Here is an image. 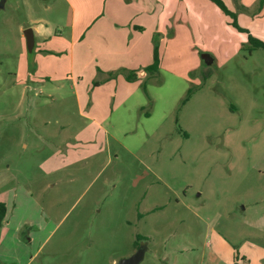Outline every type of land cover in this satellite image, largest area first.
Listing matches in <instances>:
<instances>
[{"label":"rangeland","instance_id":"374dc122","mask_svg":"<svg viewBox=\"0 0 264 264\" xmlns=\"http://www.w3.org/2000/svg\"><path fill=\"white\" fill-rule=\"evenodd\" d=\"M222 1L264 41V2ZM232 21L211 0L5 1L0 264L140 245L139 264H264V49Z\"/></svg>","mask_w":264,"mask_h":264},{"label":"trees","instance_id":"16d2710c","mask_svg":"<svg viewBox=\"0 0 264 264\" xmlns=\"http://www.w3.org/2000/svg\"><path fill=\"white\" fill-rule=\"evenodd\" d=\"M212 2H214V4L226 15H229L233 18L232 21V25L234 28H236L238 31L240 32H245L247 33V42L249 45H251L252 47H261L264 49V41L261 40L260 38H257L253 35H251L248 30H246L245 28L239 26V24L237 23L236 20V14L234 12H232L225 4L222 0H211ZM263 0H260V3H262ZM160 67V57H159V52H158V47L157 45L154 47V51H153V60L152 62L147 65V67H145V70L147 72H151V71H157L158 68ZM136 72L133 73V71H129L128 73H125V77L127 80L132 81L136 76H135ZM116 74H110V77H115ZM191 93V89H188L187 91V95L186 97L182 100V102H185L189 95ZM1 209H3V204L0 203V218L2 217V212ZM137 240H139V236H137ZM136 240V243H137Z\"/></svg>","mask_w":264,"mask_h":264},{"label":"water","instance_id":"95a60500","mask_svg":"<svg viewBox=\"0 0 264 264\" xmlns=\"http://www.w3.org/2000/svg\"><path fill=\"white\" fill-rule=\"evenodd\" d=\"M6 0H0V8H3ZM26 38V45L29 51H32L34 46V32L31 28H27L24 32ZM202 59L206 64L213 62V57L209 53H203ZM144 257V246L140 245L137 250L130 256L121 258L116 264H139Z\"/></svg>","mask_w":264,"mask_h":264},{"label":"crops","instance_id":"0c3cea01","mask_svg":"<svg viewBox=\"0 0 264 264\" xmlns=\"http://www.w3.org/2000/svg\"><path fill=\"white\" fill-rule=\"evenodd\" d=\"M264 2V0L262 1V3ZM261 3V4H262ZM218 8V7H217ZM219 9V8H218ZM220 10V9H219ZM133 53H138V52H132V54ZM136 57H138V56H136ZM138 62V61H137ZM129 66H131L130 68H138V67H140L141 65H139V64H134V63H132V64H128ZM135 66H138V67H135ZM132 70H134V69H130L129 71H132ZM126 73H128L129 71H126V70H124ZM119 73V72H118ZM116 74L115 75V77H110V76H108L107 75V77H105L104 79H102V83L101 84H99V81L97 80V79H93V82H94V84L97 86V87H100V85H102V84H105V85H112L111 83H115V85H116V87H118V85H120V87H126V85H128V84H130V83H132L133 81H129V80H127L126 79V77H125V75H119V74ZM136 77H138V76H136ZM114 85V84H113Z\"/></svg>","mask_w":264,"mask_h":264}]
</instances>
